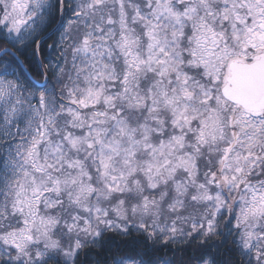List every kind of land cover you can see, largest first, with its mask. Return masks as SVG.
<instances>
[{
	"label": "snow or ice",
	"instance_id": "obj_1",
	"mask_svg": "<svg viewBox=\"0 0 264 264\" xmlns=\"http://www.w3.org/2000/svg\"><path fill=\"white\" fill-rule=\"evenodd\" d=\"M0 264H264V0H0Z\"/></svg>",
	"mask_w": 264,
	"mask_h": 264
}]
</instances>
